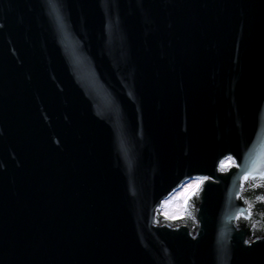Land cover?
Wrapping results in <instances>:
<instances>
[{"label": "water", "instance_id": "obj_1", "mask_svg": "<svg viewBox=\"0 0 264 264\" xmlns=\"http://www.w3.org/2000/svg\"><path fill=\"white\" fill-rule=\"evenodd\" d=\"M0 264H264V0H0Z\"/></svg>", "mask_w": 264, "mask_h": 264}, {"label": "rangeland", "instance_id": "obj_2", "mask_svg": "<svg viewBox=\"0 0 264 264\" xmlns=\"http://www.w3.org/2000/svg\"><path fill=\"white\" fill-rule=\"evenodd\" d=\"M202 180H194L186 184L165 203L163 214L170 219L183 217L185 215V202L187 196L195 192Z\"/></svg>", "mask_w": 264, "mask_h": 264}, {"label": "built area", "instance_id": "obj_3", "mask_svg": "<svg viewBox=\"0 0 264 264\" xmlns=\"http://www.w3.org/2000/svg\"><path fill=\"white\" fill-rule=\"evenodd\" d=\"M227 165H228V161H225L222 166L225 167Z\"/></svg>", "mask_w": 264, "mask_h": 264}, {"label": "trees", "instance_id": "obj_4", "mask_svg": "<svg viewBox=\"0 0 264 264\" xmlns=\"http://www.w3.org/2000/svg\"><path fill=\"white\" fill-rule=\"evenodd\" d=\"M187 198H188V196H187Z\"/></svg>", "mask_w": 264, "mask_h": 264}]
</instances>
